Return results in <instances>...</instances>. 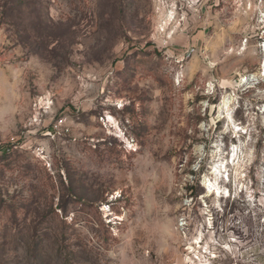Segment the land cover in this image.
Here are the masks:
<instances>
[{"label": "rangeland", "instance_id": "374dc122", "mask_svg": "<svg viewBox=\"0 0 264 264\" xmlns=\"http://www.w3.org/2000/svg\"><path fill=\"white\" fill-rule=\"evenodd\" d=\"M263 63L264 0H0V264H264Z\"/></svg>", "mask_w": 264, "mask_h": 264}, {"label": "trees", "instance_id": "16d2710c", "mask_svg": "<svg viewBox=\"0 0 264 264\" xmlns=\"http://www.w3.org/2000/svg\"><path fill=\"white\" fill-rule=\"evenodd\" d=\"M195 188V184H191V185H188L187 186V189L188 190H192V189H194Z\"/></svg>", "mask_w": 264, "mask_h": 264}, {"label": "built area", "instance_id": "2783aa9c", "mask_svg": "<svg viewBox=\"0 0 264 264\" xmlns=\"http://www.w3.org/2000/svg\"><path fill=\"white\" fill-rule=\"evenodd\" d=\"M2 146H0V150H2L3 148H1Z\"/></svg>", "mask_w": 264, "mask_h": 264}, {"label": "bare ground", "instance_id": "6f19581e", "mask_svg": "<svg viewBox=\"0 0 264 264\" xmlns=\"http://www.w3.org/2000/svg\"><path fill=\"white\" fill-rule=\"evenodd\" d=\"M263 66H264V63H263Z\"/></svg>", "mask_w": 264, "mask_h": 264}]
</instances>
